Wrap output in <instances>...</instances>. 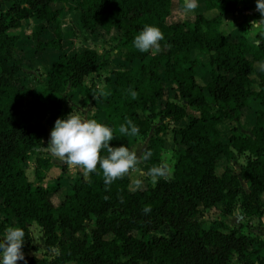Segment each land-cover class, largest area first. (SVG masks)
<instances>
[{
  "label": "trees",
  "instance_id": "16d2710c",
  "mask_svg": "<svg viewBox=\"0 0 264 264\" xmlns=\"http://www.w3.org/2000/svg\"><path fill=\"white\" fill-rule=\"evenodd\" d=\"M173 1L0 0V238L8 227H16L28 239V226L35 224L46 250L56 249L41 257L24 255L18 264H232L233 260L264 264V238L244 234L218 218L205 226L197 221L217 204H222V215H231L235 201L243 216L264 211V70L256 88L251 87L250 76L256 64L264 66V26L253 42L219 31L222 17L234 12L241 0H203L208 15L201 12L190 20L167 22ZM252 1L253 18L260 20L256 0ZM69 10L77 12L84 32L113 29L119 37L120 67L110 68L103 78L106 96L100 95L97 84L84 82L85 76L103 67L100 54L94 48L68 54L63 47L61 15ZM28 20L34 21L29 39L33 52H53L35 92L15 79L23 68L21 59H14L21 37L17 30ZM145 25L163 33L161 51L155 55L133 46ZM47 30L50 34L44 40L40 35ZM202 64L208 77L199 84L196 68ZM129 89L137 93L135 99ZM26 96L38 122L19 117ZM250 99L257 108L250 110L248 133L233 125L222 137L217 126L223 119L238 121ZM70 104L99 110L100 114L85 118L113 130V147L130 149L131 139L146 138L144 153L150 151L152 156L142 170L159 165L163 122H173L170 179L133 190L125 176L106 190L98 167L95 173L74 176L53 205L49 196L61 185L32 184L24 165L29 152L47 145L43 138L48 131L40 121L45 120L51 132L57 119L70 114ZM127 120L139 128L137 136L119 132ZM106 155V150L101 152ZM239 155H244V162L237 174L227 168L216 174L220 156L229 161ZM34 163L37 178L39 168L50 165L41 156ZM146 205L151 206L148 214L143 212ZM86 221L92 222L89 233Z\"/></svg>",
  "mask_w": 264,
  "mask_h": 264
},
{
  "label": "rangeland",
  "instance_id": "374dc122",
  "mask_svg": "<svg viewBox=\"0 0 264 264\" xmlns=\"http://www.w3.org/2000/svg\"><path fill=\"white\" fill-rule=\"evenodd\" d=\"M73 0H70L72 3ZM203 0H197L198 7L194 12H190L187 15H181L178 13V9L182 8L183 0H174L173 7H171L170 13L166 19L167 22H174L180 20H190L194 14L201 13L203 10L202 5ZM255 8L252 0H241L240 3L236 6L235 11L232 13H228L224 15L221 19L219 25V31L224 34L226 37H238L239 35H243L247 40L253 42L256 40V34L263 28L260 27H251L253 21H258L253 18ZM204 12V10L202 11ZM34 21L28 20L27 23L17 30V32L21 35L19 45L16 47L15 57L14 59L20 58L23 63V68L20 73L15 75V79L22 81L25 86H27L31 92H35L41 87L42 80L46 69L49 67L51 63V58L53 55L52 51H42V52H33V45L29 42L30 34H31V26ZM51 28V27H50ZM60 30L63 33V47L65 48L68 54L73 52L80 51L85 48H94L101 56V59L104 60L103 67L98 70L97 73H92L84 77V82L89 84L91 82L97 84L99 88H103V91H107V85L103 81L104 76H107V73L110 68L120 67V60L118 57V40L119 37L116 34L115 30L111 29L108 33H105L101 30H97L93 34H88L81 30L80 25L77 21V12L74 10L65 11L61 15V24ZM50 31L47 30L43 32L41 36L42 39H46L49 36ZM151 53V52H149ZM21 56V57H19ZM194 57L203 60L201 54L194 53ZM128 65H126L127 67ZM125 67V66H124ZM264 66L256 64L254 68V72L250 75L252 78L251 87L256 88V80L260 74L263 73ZM208 68L205 65H200L196 68V76L195 79L197 83L203 84L208 77ZM73 96L71 95L70 102H73ZM32 100L29 96L24 98L22 103V107L20 109V118L24 121L38 122L39 120L35 117L33 113V107L31 105ZM250 107L244 109L239 116L238 121L223 119L222 122L217 126L218 131L220 132L222 137H225L228 134V130L233 125H240L242 131L244 133H248L249 128L251 126L253 120V114L250 113V110L257 108V103L255 100H251L249 102ZM69 112L71 111L76 114H80L82 117H86L87 115H96L99 110L92 108L89 104L85 107L79 108L75 107L73 104L68 105ZM41 123L45 124L47 128V135L43 138L48 143L50 139V125L45 122V120H41ZM153 125L157 124V121L154 120L152 122ZM163 124L166 126V131L164 135V143L162 145L160 151V160L161 162H167L170 169L172 170V152L173 146L171 140L170 128L173 126V122L169 120H165ZM182 122L175 123V125L180 126ZM146 143V138H133L130 141V150L135 151L138 156L144 154V147ZM47 146V145H46ZM45 146V147H46ZM45 147H40L35 150H32L28 153L25 165L24 172L27 179L32 184H41L43 186L53 185L58 182L61 187L55 193H51L49 198L53 205H56L58 201L63 197L65 188L68 189L72 179L74 176L80 175L84 176L83 172L77 169L70 170L66 165H63L54 157H52L45 149ZM36 156H41L43 158H48L49 166L45 168H39L41 176L37 178L35 176L36 166L34 163V159ZM244 162V155H239L233 160H224L223 157H219L216 160L215 164V172L219 174L224 168L229 169L233 174H237L240 166ZM144 161L138 166L142 169V165ZM147 172V170H143ZM128 186L130 187L131 182L140 178L144 181L142 187L152 184L150 179L143 177L138 172H133L130 175L126 176ZM241 185L245 188L244 181H241ZM141 187V188H142ZM131 188V187H130ZM222 208V204H217L214 208L209 209L207 212L202 213L201 216H198V223H203V226L206 225L208 220L212 219H221L227 226L235 227L238 231L251 235L257 236L259 238H264V211H260L258 215L246 217L243 216L238 207L237 201L234 203V211L229 216H224L221 214L220 210ZM92 226L91 221H86L84 223V229L87 233H89ZM5 233V232H4ZM29 238L24 240V246L22 248V252L24 255L37 256L41 257L44 253L54 254L53 250H46L43 245V235L41 229L35 224H30L28 226ZM4 235V234H3ZM81 237V234H77ZM3 237V236H2ZM89 240V238H88ZM67 264H74L72 262ZM232 264H238L237 260H233Z\"/></svg>",
  "mask_w": 264,
  "mask_h": 264
},
{
  "label": "clouds",
  "instance_id": "9594fccd",
  "mask_svg": "<svg viewBox=\"0 0 264 264\" xmlns=\"http://www.w3.org/2000/svg\"><path fill=\"white\" fill-rule=\"evenodd\" d=\"M22 6L27 7V5ZM197 7V0H183V6L178 9V13L187 15L194 12ZM256 11L260 13L261 19L253 21L251 27L264 26V0H256ZM163 39V33L159 28L145 25L134 37L133 46L141 53L151 52L155 55L161 51L160 41ZM129 94L133 99L137 97V93L131 89ZM100 95L106 96L108 93L101 87ZM119 132L125 136L135 137L139 134V128L131 120H127L126 124L120 125ZM113 139V130L110 127L71 111L65 119L55 121L45 149L70 170H80L86 176L97 172L99 167L106 190L107 186L114 181L133 172H138L141 176L150 179L152 184L158 183L160 179H170L171 169L167 162L154 165L144 172L138 166L143 161L149 160L152 153L149 151L138 156L135 151H131L124 145L111 146ZM105 150L107 155L101 156V152ZM143 183L142 179L136 178L131 182L130 187L133 190H139ZM143 212L150 213L151 206L146 205ZM24 240L25 233L22 228L8 227L0 238V264H18V261L25 260L22 252ZM53 251L55 252L56 249Z\"/></svg>",
  "mask_w": 264,
  "mask_h": 264
},
{
  "label": "crops",
  "instance_id": "0c3cea01",
  "mask_svg": "<svg viewBox=\"0 0 264 264\" xmlns=\"http://www.w3.org/2000/svg\"><path fill=\"white\" fill-rule=\"evenodd\" d=\"M202 11H203V10H202ZM202 11H201V12H202ZM19 57H21V56H19ZM52 60H53V57L51 58V62H52ZM144 162H145V161H144Z\"/></svg>",
  "mask_w": 264,
  "mask_h": 264
}]
</instances>
